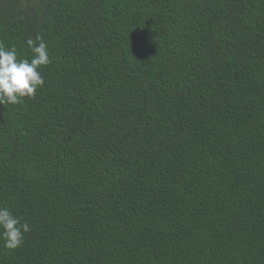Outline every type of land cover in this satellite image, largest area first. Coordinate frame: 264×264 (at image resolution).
I'll return each mask as SVG.
<instances>
[{"label": "trees", "instance_id": "obj_1", "mask_svg": "<svg viewBox=\"0 0 264 264\" xmlns=\"http://www.w3.org/2000/svg\"><path fill=\"white\" fill-rule=\"evenodd\" d=\"M50 63L0 104V264H264V0H0Z\"/></svg>", "mask_w": 264, "mask_h": 264}, {"label": "clouds", "instance_id": "obj_2", "mask_svg": "<svg viewBox=\"0 0 264 264\" xmlns=\"http://www.w3.org/2000/svg\"><path fill=\"white\" fill-rule=\"evenodd\" d=\"M26 45L32 58L18 59L15 47L6 48L0 43V104L16 105L25 97H34L37 89L43 87L44 79L37 70L51 61L47 42L41 37L27 39ZM30 230L27 222L21 223L8 207L0 206V240L7 249L18 248L24 233Z\"/></svg>", "mask_w": 264, "mask_h": 264}]
</instances>
